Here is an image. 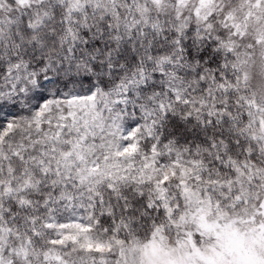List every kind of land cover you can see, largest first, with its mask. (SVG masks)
Segmentation results:
<instances>
[{
  "label": "snow or ice",
  "instance_id": "1",
  "mask_svg": "<svg viewBox=\"0 0 264 264\" xmlns=\"http://www.w3.org/2000/svg\"><path fill=\"white\" fill-rule=\"evenodd\" d=\"M0 264H264V0H0Z\"/></svg>",
  "mask_w": 264,
  "mask_h": 264
}]
</instances>
